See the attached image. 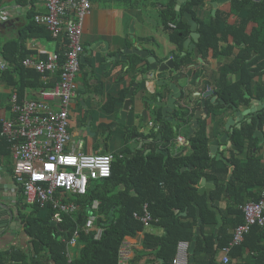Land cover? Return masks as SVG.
I'll return each instance as SVG.
<instances>
[{
    "label": "crops",
    "instance_id": "crops-1",
    "mask_svg": "<svg viewBox=\"0 0 264 264\" xmlns=\"http://www.w3.org/2000/svg\"><path fill=\"white\" fill-rule=\"evenodd\" d=\"M188 1L189 0H184L179 3V0H176L174 9L181 12L185 7V3ZM212 1L217 0H209L205 4L194 6L193 10L187 9L184 10V12H192L196 20L207 25H210L213 22L219 9L231 13L229 19L224 20L221 24L222 31L226 30V36L225 34H219L221 41L217 50L210 49V51H207L209 52V54L207 53V57L212 61L213 65L208 74V81H206L211 84V86L220 88L223 82L226 83V77L229 82H231V77L234 81L239 80V77L237 78L236 75L238 68L234 65L235 61H232V59L237 55L241 47L235 45L233 54H229L228 48L234 44V39L230 33H227V28L233 26V24L238 25L239 20L245 18L249 12L246 9L238 11L237 9L232 8L230 0L219 5L214 14V6L211 3ZM254 1L261 2V0ZM170 2L171 0H91L92 9L90 14L84 19L82 35V42L86 49L83 54L85 56L76 78L77 95L70 105L69 129L73 136V142L70 146L71 148L83 151V141L77 139V137L79 135L88 136L89 134L95 139L94 144L89 149L93 148V151H97L95 153H102L103 145L107 146V151L105 153H112L113 155H122L125 153V149L130 147L131 152L126 155L130 158V154H133L134 156L138 149H142L144 146L146 147L149 142L155 140L159 146V151L161 150L160 152H163L162 150L167 151L166 146H169L167 154L170 153L172 155L180 156L191 152L189 139L195 132L192 135L186 133L187 128L191 129L189 125H186L185 123L181 124L182 126L176 125L177 133H174L173 131L175 137L172 141L168 142L164 135L165 128L162 131L159 129L161 126L159 123L161 119L156 117V114L153 111H151V114L146 121L144 116L141 115V112L144 110L143 100L146 96H149V98L152 99L156 97L157 93L155 91L157 90V83L161 78H170L172 82H175L182 90H184L187 98L193 100L194 98H197L195 100L199 99V96L193 97L194 94L197 95L199 93H195V91L198 90V88L203 89V85L199 83V78H196L198 68L201 64H196L199 61L196 60L193 55L186 56V58L182 57V52L180 54V49L175 48V44L172 43L169 34L163 27L164 23L168 22L169 24L180 16L178 15L175 18H171V14H165ZM33 4L36 13H46L47 10L43 4L38 3L37 0H34ZM31 9V0H0V75L3 69L11 66L10 62L5 59L3 54L4 45L9 40H20L23 38L21 40L22 46L25 50L30 52L27 57L35 55L40 47H45L51 51H64L63 43H65V40H63L62 37L54 38L52 36V38L49 39L46 36H25L23 29L30 20L29 13ZM183 14L181 17H183ZM132 26L133 30H131ZM252 28L253 23L248 26V31H251ZM157 44L160 45L159 49L157 48ZM136 45H139L142 49H148L160 62H168L170 59H174V62L172 61L168 63L169 66L173 67L171 74L158 73L156 71L155 79L145 77L151 72L150 62L147 58L140 56L133 51L136 48ZM125 49H129L130 51L126 54L124 53ZM16 58L19 64H23L25 58L23 61L18 58V55ZM189 64H192L193 67H187ZM23 66L25 65L23 64ZM26 68L34 69L30 67ZM230 69L236 71L231 72ZM222 73L224 76H222ZM143 74L145 78L142 77ZM139 76H141V78H139ZM14 77L18 83L21 80L24 82L20 71L14 73ZM27 80L32 82L34 81V78L28 77ZM40 80L41 85L38 87L26 88L25 96L22 98H38L41 90L45 86H53L56 84L59 80V74L48 75L46 80L41 74ZM132 88H134L132 96L133 104L128 111L126 122L114 126V123L121 118V112L124 109L125 101ZM19 90V86L9 83L8 80L0 81V121L2 122V126L5 120H9L13 117L10 99L12 93H20ZM208 106L210 108L209 110L212 111L214 106L210 103V100H208ZM241 106L243 107V105ZM215 109H217V111L219 110V108ZM232 109L228 111L227 115H232L234 113ZM182 118H185V116L183 115ZM223 119L224 118L214 119L208 115L206 121L208 124L210 140L223 136L224 133L222 132L223 129H225ZM200 121L202 123L203 120ZM200 125L195 129H198ZM153 132L158 133L155 140L154 137H151ZM161 132L162 138H158V135ZM179 136H185L186 140L183 143L178 142ZM103 138L105 141L104 143H101V139ZM263 140L264 139H262V142ZM232 141L237 149L233 133ZM7 142L8 144L6 148L3 145H0V254L6 257L5 264H54L53 261L48 258V251L46 249L43 248L37 252L38 245L35 243L33 236L29 234L25 218L27 215L33 214L34 217L43 219L45 223L50 224L49 222L53 220L57 221L56 214L58 211L50 204L41 206L26 203L21 185L17 181L14 173L15 162L13 149L8 140ZM133 144L136 145L132 149ZM258 147H261V145H258ZM234 149L235 148L231 146L222 152L221 157H224L225 160L213 157L211 152L210 155L217 161H220L221 164H229L230 169L232 170L234 169V166L232 162L229 161V158L233 151L237 153V157L245 158V154L238 155L239 149L238 151ZM257 155L261 160V166L264 167V145L260 148ZM230 174L233 175L232 171L228 174V180H230ZM94 186L95 184H93V187ZM214 188L211 189V192ZM250 188H252L253 195L251 199L244 203L258 200L264 186L255 185L250 186ZM256 196L258 197L257 199L254 198ZM78 199H81V196H70L67 201L76 202L81 206ZM208 204L210 207L209 201ZM240 204H237L235 207L240 209ZM211 205L212 207H210V209L215 210L218 215L216 210L219 208L213 205L212 198ZM226 205V202H224V209H226ZM5 206L18 212L17 219L21 220L22 223L20 229L11 231V220L7 225L6 223L1 225V223L8 219L9 216L8 213L5 212ZM35 206H38V210L34 212V210H36ZM199 213L200 210H198L200 220L202 218L201 213ZM221 215L223 219L221 226L217 229L219 223L217 218L216 224L205 225V231L207 233H214L215 236H217L219 229L223 226L224 222H231L234 218L233 214H229L225 219L223 217L224 214L221 213ZM154 221H158V219H155ZM243 221L244 214L242 222ZM153 222L150 225L145 224V229L140 231L136 236L126 237V241L130 244L131 259L134 262H140L143 264H165L163 258L156 260L154 253L152 251H147L144 248V240L147 232L156 236H162L165 233L163 227L154 224ZM58 223L59 222L57 221V224ZM16 227H18L17 223ZM236 227L228 229V232L233 234V237ZM255 228H257V230L250 236L248 243L245 245H238L241 247L240 249H234L237 246H234L231 249L228 254L230 258L228 263L224 261V256L226 254L223 251V248L225 246L217 249L218 238L216 237V259H214L213 262L212 260H209L206 264H264V256L262 260L261 251L258 248L264 244V228L260 226H256ZM99 229L100 227L97 228V235ZM22 231H26L27 233L24 234ZM200 235H202V228ZM78 244L79 243L77 242V244L70 247L69 250L67 245V261V254L69 251L74 264L79 253ZM197 254L199 253H196L195 249L194 262L192 263L189 252V264H196L195 256ZM33 256L36 258L34 261H32ZM172 264H175L174 260Z\"/></svg>",
    "mask_w": 264,
    "mask_h": 264
},
{
    "label": "trees",
    "instance_id": "trees-1",
    "mask_svg": "<svg viewBox=\"0 0 264 264\" xmlns=\"http://www.w3.org/2000/svg\"><path fill=\"white\" fill-rule=\"evenodd\" d=\"M207 1L209 0H189L185 3L182 11L178 12L174 9L176 0H171L165 14H171V18L178 15L181 17L184 10H193L194 6L205 4ZM33 2L34 0H31L30 20L23 29L25 36H46L50 39L52 38L51 32L34 20L36 11ZM231 4L232 8L238 11L246 9L249 14L240 19L238 25L233 24L227 28V33H230L234 39V44L228 48V52L232 55L235 45L244 43V47H241L239 53L235 55L234 65L247 73L248 67L259 63L261 70L264 62L261 61L260 55L249 61L247 59L253 51L260 53L264 48V0L261 2L231 0ZM230 16V12L219 9L210 25L201 23L199 46L202 52H207L210 48L217 50L221 41L219 34L226 33V30L222 31L221 24ZM251 23H253V28L248 31V26ZM184 25L187 26L185 23ZM186 34L187 31H183L176 38L179 43L183 41ZM22 39H13L5 43L3 54L11 66L3 69L0 75V81L8 80L9 83L19 86L21 98L25 96L26 88L41 85V73L18 63L17 55L23 61L30 54L22 46ZM18 71L21 72L24 82L21 80L18 83L15 79L14 73ZM27 76L33 77L34 81L29 82ZM246 80L245 76L243 81L246 82ZM233 89L234 87L231 88V90ZM263 94L264 90L261 91V95ZM263 119L264 116H261V120ZM261 125L264 123L261 122ZM1 128L2 122L0 121V130ZM166 130L165 138L170 142L175 135L173 132L169 133L170 128H166ZM252 131V128H244L234 135L239 154H245V158L237 157V153L233 151L229 158L234 166L232 170L229 164H221L210 155V136L206 120L202 121L200 127L190 137L191 152L186 155L177 156L170 153L166 155L160 152L159 146L155 142L158 133L153 132L151 137H154L155 141L138 149L133 157L126 156L131 152L130 147H127L122 155L114 154L111 177L97 182L87 195L78 199L81 208L77 213L65 214L63 220L56 226L45 223L43 219L34 217L33 214L26 216L25 222L29 234L33 236L38 245L37 252L44 248L48 251V258L54 264H67V244L59 237L70 239L78 230L79 253L75 264H118L119 250L126 237L136 236L146 227L144 222L135 218L134 213H142L144 204L149 203L152 216L154 219H158L153 223L165 230L162 236H156L149 232L145 236L144 248L147 251H152L156 260L163 258L165 264H172L179 243L187 241L191 244L194 241L199 220L198 210H200L203 220L202 235L197 239L196 253L199 254L195 256V260L196 264H206L209 260L213 262L217 256V249L228 245L233 237L228 229L235 228L243 220V213L235 206L251 199L253 192L250 186H264V167L261 166V160L254 151L256 139L252 137ZM7 144L6 139L0 138L1 146L6 148ZM168 147L166 146L167 151ZM231 171L233 175L228 180V174ZM204 177L213 180L216 184L211 192V198L213 205L224 214V219L229 214L234 215L231 222H224L217 236L205 231V225L217 223V214L215 210L210 209L207 194L200 193V183ZM95 200L99 202L97 210L92 209ZM224 202L227 204L226 209L223 207ZM35 209L34 212L38 210V206H35ZM92 212L96 214V220L94 227L87 231L83 227ZM99 227L102 228V232L97 237V228ZM255 227L246 236L242 245L249 242L250 236L257 230ZM216 237L218 238L217 249L215 248ZM236 248L240 249L241 247L237 245L234 249ZM258 248L263 260L264 244ZM35 259L33 256L32 261ZM5 261L6 257L0 254V264H5Z\"/></svg>",
    "mask_w": 264,
    "mask_h": 264
},
{
    "label": "built area",
    "instance_id": "built-area-1",
    "mask_svg": "<svg viewBox=\"0 0 264 264\" xmlns=\"http://www.w3.org/2000/svg\"><path fill=\"white\" fill-rule=\"evenodd\" d=\"M260 1V0H256ZM46 8V13L37 12L36 23L45 26L54 38H63L64 51H51L40 47L38 52L24 59L26 67L34 68L46 80L48 75L59 74L53 86H45L38 98H21L18 92L11 95L13 117L5 120L0 137L6 138L14 155V173L20 183L27 204L51 205L58 211L57 221L65 214L77 213L81 206L67 201L70 196H85L93 184L112 175L115 159L112 153H85L71 148L73 136L70 132V105L77 95V74L81 69V57L85 52L82 42L84 19L92 9L91 0H37ZM175 21L169 23L173 26ZM4 68V67H3ZM185 136H179L183 143ZM52 165L51 168L47 167ZM98 200L92 206L97 210ZM244 221L235 229L234 237L223 248L224 261L229 262V253L234 246L244 242L254 226L264 228V188L258 200L240 204ZM135 217L147 225L155 219L146 203L143 212ZM96 214L91 213L85 230L94 227ZM98 231L97 237L101 235ZM79 231L70 239L60 236L68 250L77 244ZM189 242H180L174 258L175 264H189ZM67 264H74L68 251ZM118 264H143L131 259L130 244L126 239L119 250Z\"/></svg>",
    "mask_w": 264,
    "mask_h": 264
},
{
    "label": "water",
    "instance_id": "water-1",
    "mask_svg": "<svg viewBox=\"0 0 264 264\" xmlns=\"http://www.w3.org/2000/svg\"><path fill=\"white\" fill-rule=\"evenodd\" d=\"M181 1H184V0H179V3ZM228 1L230 0L212 1L211 3L214 6L213 13L214 14L216 13V8L219 5L224 4ZM182 18L184 22L188 23L191 26V31H192L191 36L184 41V50L181 54L182 57L186 58L187 51L190 48V43L193 40L197 42L199 40L200 33L198 32V29H197L198 22L193 16L192 12H189V11L184 12ZM131 30H133V26ZM157 48L158 49L160 48L159 44H157ZM129 51H130L129 49H125L124 53L127 54ZM133 51L139 54L140 56L147 58L148 61L150 62L151 72L149 73V75L145 77L155 79L156 71L158 73L171 74L173 67L169 66L168 63L172 61L174 62V59H170L168 62H162V61L160 62L158 58L155 55H153L148 49H142L139 45H136V48ZM84 56L85 55H82L81 57V63L84 61ZM252 56H255V52L252 54ZM194 58L198 60L201 64V61L203 58L199 55V51L197 48H195ZM187 67L190 68V67H193V65L189 64V66ZM142 77H144V74ZM139 78H141V76H139ZM155 92L157 93L155 98L152 99V98H149V96H146L145 99L143 100L144 110L141 112V115L144 116V119L146 121L148 120L151 114V111H153L156 114V117H159L161 119L160 121L161 128H159L161 129V131L163 130V126L165 122L167 121H172L174 125H180V124L185 123L186 125H189L192 130H194L201 124L200 120H207L208 115L214 119L224 118L223 119L224 128L229 132H225L223 136L210 140V143H209L211 155L213 157H216L217 159H222V160H225L224 157H221L222 152L233 145L232 131L234 127L240 121V118L242 115H246L251 111L250 109L238 110L237 106H233L232 110L234 111V113L232 115H227L228 113L227 108H219V111L222 112V114H218L217 109L215 108H217L219 101L217 100V102H215L217 97L215 96L214 91H210L208 93L200 92L197 95L194 94L193 97L202 96V97H199L197 101V104L201 105V109L195 110V106H192L193 99L187 98L184 90H182L178 84H176L175 82H172L170 78L168 77L163 78V79L161 78L160 80H158L157 90ZM133 93H134V88H132L130 93L128 94L127 100L125 101V104H124V109L121 112V118L117 122L114 123V126H116L117 124H123L126 122L128 111L130 110V107L133 104V101H132ZM207 96H213L212 99L210 100V103L213 104L214 106L212 111L209 110L210 108L208 106V102L206 99ZM183 115L185 116V118H182ZM158 138H162V132L158 135ZM104 141H105L104 138L101 139V143H104ZM135 145L136 144H133L132 149L135 147ZM233 146L235 147V145ZM106 151H107V146L103 145V150L101 152L105 153ZM162 151L165 154H167V151L165 150H162ZM129 156L132 157L133 154H130ZM231 177H232V174L229 175V179H231ZM200 186H201L200 193L203 194L206 192L208 194V201L210 202V207H212L210 193H211V189L216 187L215 183L213 181L208 180L207 177H204L201 180ZM216 211L218 213L217 215L218 222H219L217 225V229H218L219 226H221L223 219H222L220 210L217 209ZM5 212H7L9 216H8V219H6L3 223H1V225L5 223L7 225L8 222H10L11 220L10 230L12 231V230L20 229L22 223H21V220L17 219L18 212L14 211L11 208H8L7 206H5ZM16 223L18 224L19 228L16 227ZM49 223L53 226L57 225V221H54V220ZM201 225H202V219H200L198 222L197 234L194 238V241L190 244V247H189V252L191 255L192 263L194 262V251L196 249L197 239H198V236L201 234ZM22 232L24 234L27 233L26 231H22Z\"/></svg>",
    "mask_w": 264,
    "mask_h": 264
},
{
    "label": "flooded vegetation",
    "instance_id": "flooded-vegetation-1",
    "mask_svg": "<svg viewBox=\"0 0 264 264\" xmlns=\"http://www.w3.org/2000/svg\"><path fill=\"white\" fill-rule=\"evenodd\" d=\"M198 22V32L200 33L199 40L196 42L193 40L190 43V48L187 51V55H195V48L198 49L199 55L203 58L201 61V65L199 62L196 64L200 65L198 68V74L196 75V78H199V83L203 85V89L198 88V90L195 91V93H208L210 91H214L215 96L217 100L219 101V104L217 108H227L228 111L233 108V106H237L238 110H247L250 109L251 111L246 114L242 115L240 118V121L236 124L234 127L232 133L233 135L239 133L241 130L250 129L252 128V137L256 139V145L254 147V151L256 153L259 152L260 148L264 145V140L262 142V139H264V125H261V122L264 123V119L261 120V116H264V94L261 95V91L264 90V65L262 66L260 70V64L257 63L255 65H252L251 67H248V72L245 73L242 68H238L236 75L239 80L234 81L231 77V82L227 81L226 77V83H222L221 87H213L211 84H209L208 81V74L211 71L212 68V61L207 57L209 52H202L201 47L199 46L200 39H201V22L197 20ZM187 24L186 25H184ZM164 29L169 34V37L171 38L172 43L175 44V48L180 49V54L184 50V41L191 36V26L183 21L182 17H178L175 20V24L173 26H170L168 23H164ZM183 31H187V34L183 41L181 43L178 42L176 39L179 37ZM173 44V45H174ZM239 47H243V43L241 45H238ZM212 49V48H210ZM209 49V51H210ZM253 52H256L255 56H252ZM251 56L247 59L249 61L250 59H253V57H257L260 55V59L262 62H264V51L258 53L257 51H253ZM208 53V54H207ZM239 53V52H238ZM232 61H235V57L232 59ZM243 63V62H242ZM230 71H236L230 69ZM222 76L224 74L222 73ZM246 76V82H244V77ZM207 80V81H206ZM242 81V82H241ZM234 82V83H233ZM209 84V85H208ZM211 86V87H210ZM208 87V88H207ZM231 90V88H233ZM235 96V97H233ZM202 97V96H199ZM198 97V98H199ZM213 96H207V102L208 100H211ZM197 98H194L192 102V106H195V110L201 109V105L197 104L198 100H195ZM243 105V107L241 106ZM242 107V108H241ZM233 111V110H232ZM218 114H222L219 110L217 111ZM210 117V116H209ZM160 123V122H159ZM179 126H182L181 124ZM161 128V126H160ZM165 128V132H167L166 128H170L169 133L173 132L177 133L176 131V125L173 124L172 121L165 122L163 126V130ZM181 128V127H180ZM197 129L192 130L190 128H187L186 133L192 135L194 132H196ZM229 132L226 129H223L222 133ZM165 135V134H164ZM258 145H261V147H258ZM234 150L238 151L236 147L232 145ZM258 149V150H257ZM240 155V154H238Z\"/></svg>",
    "mask_w": 264,
    "mask_h": 264
},
{
    "label": "rangeland",
    "instance_id": "rangeland-1",
    "mask_svg": "<svg viewBox=\"0 0 264 264\" xmlns=\"http://www.w3.org/2000/svg\"><path fill=\"white\" fill-rule=\"evenodd\" d=\"M73 107V105H72ZM70 116V114H69ZM77 139L79 140H82L83 141V145H82V150L85 152V153H95L97 151H93L94 149H89L90 147H92V145L94 144V141L95 139L93 138L92 135H89L88 136H84V135H79L77 137Z\"/></svg>",
    "mask_w": 264,
    "mask_h": 264
},
{
    "label": "snow or ice",
    "instance_id": "snow-or-ice-1",
    "mask_svg": "<svg viewBox=\"0 0 264 264\" xmlns=\"http://www.w3.org/2000/svg\"><path fill=\"white\" fill-rule=\"evenodd\" d=\"M47 167L51 168V167H52V165H48Z\"/></svg>",
    "mask_w": 264,
    "mask_h": 264
}]
</instances>
